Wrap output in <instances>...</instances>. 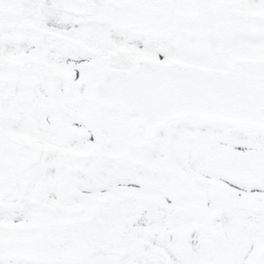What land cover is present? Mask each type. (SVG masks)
I'll return each instance as SVG.
<instances>
[{
	"label": "snow or ice",
	"instance_id": "snow-or-ice-1",
	"mask_svg": "<svg viewBox=\"0 0 264 264\" xmlns=\"http://www.w3.org/2000/svg\"><path fill=\"white\" fill-rule=\"evenodd\" d=\"M0 264H264V0H0Z\"/></svg>",
	"mask_w": 264,
	"mask_h": 264
}]
</instances>
